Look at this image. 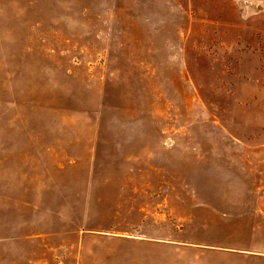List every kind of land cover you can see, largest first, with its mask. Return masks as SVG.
<instances>
[{"label":"rangeland","instance_id":"obj_1","mask_svg":"<svg viewBox=\"0 0 264 264\" xmlns=\"http://www.w3.org/2000/svg\"><path fill=\"white\" fill-rule=\"evenodd\" d=\"M0 264H264V0H0Z\"/></svg>","mask_w":264,"mask_h":264}]
</instances>
